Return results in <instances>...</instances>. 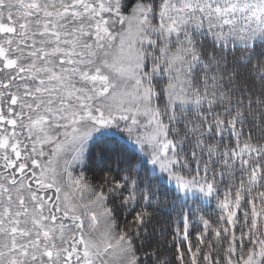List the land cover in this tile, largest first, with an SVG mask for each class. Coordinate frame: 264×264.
Returning a JSON list of instances; mask_svg holds the SVG:
<instances>
[{
	"label": "snow or ice",
	"instance_id": "snow-or-ice-1",
	"mask_svg": "<svg viewBox=\"0 0 264 264\" xmlns=\"http://www.w3.org/2000/svg\"><path fill=\"white\" fill-rule=\"evenodd\" d=\"M0 264H264V0H0Z\"/></svg>",
	"mask_w": 264,
	"mask_h": 264
},
{
	"label": "trees",
	"instance_id": "trees-1",
	"mask_svg": "<svg viewBox=\"0 0 264 264\" xmlns=\"http://www.w3.org/2000/svg\"><path fill=\"white\" fill-rule=\"evenodd\" d=\"M93 170L98 171V169H95V166H93V169H85L86 174H87L89 177H92V176H93Z\"/></svg>",
	"mask_w": 264,
	"mask_h": 264
},
{
	"label": "rangeland",
	"instance_id": "rangeland-1",
	"mask_svg": "<svg viewBox=\"0 0 264 264\" xmlns=\"http://www.w3.org/2000/svg\"><path fill=\"white\" fill-rule=\"evenodd\" d=\"M77 171H79V168H77Z\"/></svg>",
	"mask_w": 264,
	"mask_h": 264
}]
</instances>
